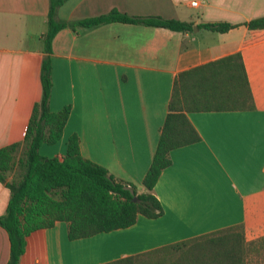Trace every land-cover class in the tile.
<instances>
[{"label":"crops","instance_id":"1","mask_svg":"<svg viewBox=\"0 0 264 264\" xmlns=\"http://www.w3.org/2000/svg\"><path fill=\"white\" fill-rule=\"evenodd\" d=\"M65 0L55 18L71 21L116 9L192 23V31L123 22L60 28L51 40V111L70 106L60 139L44 156L60 158L70 134L82 157L141 191L177 72L238 52L254 108L191 111L200 139L169 151L152 192L155 218L70 239L66 223L31 231L18 264H102L241 223L245 239L264 234V0ZM48 0H0V147L21 141L39 99ZM228 22L224 32L198 23ZM195 27V29H193ZM52 145V144H50ZM43 144L39 146L40 151ZM11 173L6 175V180ZM0 182V214L8 200ZM0 227V264L8 258Z\"/></svg>","mask_w":264,"mask_h":264},{"label":"trees","instance_id":"2","mask_svg":"<svg viewBox=\"0 0 264 264\" xmlns=\"http://www.w3.org/2000/svg\"><path fill=\"white\" fill-rule=\"evenodd\" d=\"M65 0H48L46 30L42 36L43 56L39 67L40 96L32 105L21 141L0 147V182L8 189V200L0 227L7 234L5 264H18L25 237L33 230L66 223L70 239L127 227L137 214L155 218L162 213L152 189L160 172L170 164L169 151L199 141L187 119L191 111H241L254 108L250 87L238 52L199 64L173 77L167 111L158 130L151 161L141 179V191L115 178L103 166L81 156L76 134L65 141L64 153L42 156L41 144H55L70 111L48 107L52 87L51 40L62 27H84L123 22L190 32L192 23L159 15H128L111 9L78 20L55 18ZM248 29L264 27V17L244 22ZM228 22L198 23L197 28L224 32ZM11 178L6 180V175ZM264 264V234L245 239L241 223L166 244L142 253L102 264Z\"/></svg>","mask_w":264,"mask_h":264},{"label":"rangeland","instance_id":"3","mask_svg":"<svg viewBox=\"0 0 264 264\" xmlns=\"http://www.w3.org/2000/svg\"><path fill=\"white\" fill-rule=\"evenodd\" d=\"M42 147H44V148H41L42 149L41 151H40V149H38V152H39L40 155L44 156L43 154H49L48 153L49 150H52L54 146H53V144L52 145H50V144H43ZM255 261H256V264H263L261 262V260H258L256 258H255Z\"/></svg>","mask_w":264,"mask_h":264},{"label":"built area","instance_id":"4","mask_svg":"<svg viewBox=\"0 0 264 264\" xmlns=\"http://www.w3.org/2000/svg\"><path fill=\"white\" fill-rule=\"evenodd\" d=\"M190 5H191V6H196V5H197V1H196V0H192V1H190Z\"/></svg>","mask_w":264,"mask_h":264},{"label":"water","instance_id":"5","mask_svg":"<svg viewBox=\"0 0 264 264\" xmlns=\"http://www.w3.org/2000/svg\"><path fill=\"white\" fill-rule=\"evenodd\" d=\"M193 29H195V27H193Z\"/></svg>","mask_w":264,"mask_h":264}]
</instances>
